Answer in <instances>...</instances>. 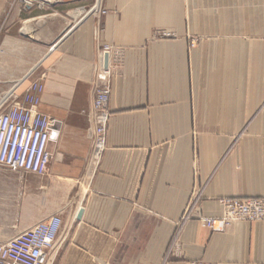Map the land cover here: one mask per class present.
<instances>
[{"label": "crops", "instance_id": "1", "mask_svg": "<svg viewBox=\"0 0 264 264\" xmlns=\"http://www.w3.org/2000/svg\"><path fill=\"white\" fill-rule=\"evenodd\" d=\"M205 1L41 2L49 12L28 21L43 55L18 84L39 80L38 109L61 133L46 175L0 168V244L61 214L46 264H264V221L221 232L200 221L220 216L223 198L264 197V40L224 29L230 9ZM103 71L111 115L96 158Z\"/></svg>", "mask_w": 264, "mask_h": 264}, {"label": "built area", "instance_id": "2", "mask_svg": "<svg viewBox=\"0 0 264 264\" xmlns=\"http://www.w3.org/2000/svg\"><path fill=\"white\" fill-rule=\"evenodd\" d=\"M43 89L39 80L27 88L25 101L14 95L0 104V168L25 174H47L61 133L60 122L38 109ZM111 85L108 72L98 74L91 113L95 120L93 129V155L100 158L106 149L107 127L110 119L109 103ZM194 202L187 207L183 219L191 217ZM223 212L218 217H201L203 225L215 232L224 231L237 222L264 221V197L223 198ZM64 224L61 214L42 220L7 242L0 244V264H46L57 247ZM190 264H214L196 260Z\"/></svg>", "mask_w": 264, "mask_h": 264}, {"label": "rangeland", "instance_id": "3", "mask_svg": "<svg viewBox=\"0 0 264 264\" xmlns=\"http://www.w3.org/2000/svg\"><path fill=\"white\" fill-rule=\"evenodd\" d=\"M43 1L0 0V104L3 101L10 102L15 94L20 95L21 99L25 101L27 88L30 85L26 90L20 91L24 84H18L21 79V72L24 71V66L33 62L36 57L39 59L43 55L42 51H44L40 50V47L36 45L37 43L33 41V37L36 36L35 25L28 19L49 12L47 7L41 4ZM211 1L212 4L208 8L213 10L215 15L225 8L231 11V20L228 22L219 21L224 29L229 31L245 30L247 35L244 39L247 41L264 40V37L249 35L258 29L264 33V0ZM93 6L94 4L87 8L82 6L84 9L82 12L92 10ZM238 7L245 10L244 14L241 15L243 17L241 20L238 19V14L234 13ZM255 9H259L255 12L257 15H254ZM233 38L231 37V40ZM203 39L205 37L197 36L193 38L192 43L199 44ZM8 93L9 96L5 97Z\"/></svg>", "mask_w": 264, "mask_h": 264}, {"label": "water", "instance_id": "4", "mask_svg": "<svg viewBox=\"0 0 264 264\" xmlns=\"http://www.w3.org/2000/svg\"><path fill=\"white\" fill-rule=\"evenodd\" d=\"M108 65H109V53L106 52L105 53V68H107ZM82 214H83V210H80L79 215H78V219L81 218Z\"/></svg>", "mask_w": 264, "mask_h": 264}]
</instances>
